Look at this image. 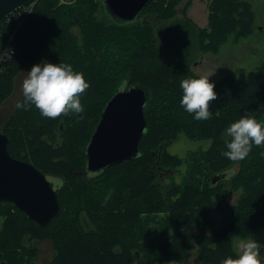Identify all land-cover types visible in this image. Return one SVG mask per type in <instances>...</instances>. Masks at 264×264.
<instances>
[{
  "label": "trees",
  "instance_id": "obj_1",
  "mask_svg": "<svg viewBox=\"0 0 264 264\" xmlns=\"http://www.w3.org/2000/svg\"><path fill=\"white\" fill-rule=\"evenodd\" d=\"M67 1L38 0L28 15L13 13L0 22V53L12 51V59L0 56V100L2 88L9 95V81L36 60L71 63L89 82L81 94L82 113L46 117L33 105L15 109L0 128L13 158L63 185L60 213L43 228L10 203H0V264H34L37 249L25 248V237L50 240L54 256L42 264H183L192 249V264H222L235 257V238L264 229V144H253L243 159H230L223 155L224 130L249 111L264 119V60L250 79L223 76L210 102L213 115L197 120L180 104V82L195 77L182 62L187 29L176 34L181 24L165 27L157 48L148 26L99 21L95 14L102 0ZM176 3L152 0L142 14L168 19ZM208 9L207 26L192 27L206 52L217 53L229 39L238 42L255 29V13L246 0H210ZM72 27H78L79 36ZM131 85L143 88L147 98L140 154L86 175L85 147L102 110L116 91ZM57 132L65 138L52 147ZM180 135L210 144L183 157L165 152ZM178 170L181 178L175 181L170 173ZM236 191L240 194L231 204L228 195Z\"/></svg>",
  "mask_w": 264,
  "mask_h": 264
},
{
  "label": "water",
  "instance_id": "obj_2",
  "mask_svg": "<svg viewBox=\"0 0 264 264\" xmlns=\"http://www.w3.org/2000/svg\"><path fill=\"white\" fill-rule=\"evenodd\" d=\"M151 1L106 0V5L114 22L126 24L136 22ZM37 2L0 0V22L22 7ZM106 5L102 0V6ZM146 101L144 90L137 85L114 93L85 147L86 175L99 174L109 166L139 156V142L147 127L144 118ZM8 145L7 135L0 132V203H10L39 227H46L61 210L58 202V193L63 186L61 180L42 173L27 161L13 158Z\"/></svg>",
  "mask_w": 264,
  "mask_h": 264
},
{
  "label": "rangeland",
  "instance_id": "obj_3",
  "mask_svg": "<svg viewBox=\"0 0 264 264\" xmlns=\"http://www.w3.org/2000/svg\"><path fill=\"white\" fill-rule=\"evenodd\" d=\"M162 1V0H161ZM252 5L253 12L255 13V29L251 35L246 38L235 42L229 39L225 44L221 45L217 53L206 52L201 49L200 44H198L197 38L195 37L196 32L192 30V27H206L208 24V5L210 0H177L174 7L175 14L164 20H159L154 13L145 12L141 15L136 22L141 26H148L152 30V36L155 40V44L160 47L161 43V32L165 27L176 26L181 24V29L174 31L179 34L182 29H187L189 31L187 41L188 52L187 56L182 60V62L188 67L191 74L195 77H199L202 74L205 76H210V80L214 81L215 84L225 75H232L236 79H250L256 71V68L264 60V0H246ZM59 3H71L67 0H59ZM190 4L186 7V4ZM99 21H113L110 15L105 11V7L101 6L95 14ZM199 27V28H200ZM175 30V29H173ZM71 31L73 34L79 36L78 27H72ZM165 31V30H164ZM163 31V32H164ZM168 32L167 34H169ZM42 60L34 61L26 65L12 80L8 83V93H4L2 88V100H0V128L2 127L5 120L10 114L17 109V102L22 100V81L26 76V72L31 69L34 64L40 63ZM32 65V66H31ZM143 89V88H142ZM144 90V89H143ZM145 92V90H144ZM7 95V96H6ZM16 111V110H15ZM15 113V112H14ZM70 117L68 113L67 118ZM64 117H62L63 119ZM145 118V117H144ZM98 123V122H97ZM97 125V124H96ZM66 132V131H63ZM67 133V132H66ZM71 137L70 133H67ZM92 135V134H91ZM65 135L61 132H57L54 136V141H52V147H59L64 141ZM210 144L208 139L201 140H191L185 137V135H180L175 141L167 144L165 146V152L169 154H175L178 157H183L190 151L206 149ZM184 166H182V172H184ZM234 170L238 169V162L234 163L232 166ZM178 173H170L171 177H175V181H179L181 176V170ZM170 177V178H171ZM179 178V179H178ZM168 182V179H165ZM58 182V181H57ZM71 180L68 182V187L70 186ZM240 194V191L231 192L228 195L229 202L235 204L236 200ZM216 217L219 218L220 215L215 213ZM4 217L0 216V231L3 229ZM255 240L264 244V229L258 230L253 236ZM249 238V237H248ZM246 239V238H245ZM240 239L234 240V246L236 249V243ZM110 245V244H109ZM23 246L25 248L35 247L37 249V255L34 259V264H42L49 262L54 256V250L50 240H33L31 241L28 237L23 239ZM112 248L119 251L117 245H112ZM261 255L264 256V248H261ZM195 258V249L188 252L183 264L193 263Z\"/></svg>",
  "mask_w": 264,
  "mask_h": 264
},
{
  "label": "clouds",
  "instance_id": "obj_4",
  "mask_svg": "<svg viewBox=\"0 0 264 264\" xmlns=\"http://www.w3.org/2000/svg\"><path fill=\"white\" fill-rule=\"evenodd\" d=\"M105 11L112 15L107 5ZM0 56L12 59V51L3 50ZM21 87L23 99L17 102L18 108L28 110L35 105L43 116L56 117L70 111L77 114L84 111L81 94L89 82L71 63L42 60L26 72ZM180 87L183 89L180 104L186 112L194 114V119L207 120L213 115L210 102L217 98V92L210 76L183 79ZM224 143V156L233 160L245 158L253 144H264V119H258L250 111L242 114L224 130ZM261 248L264 244L252 237L240 239L236 243L237 255L227 256L222 264H264Z\"/></svg>",
  "mask_w": 264,
  "mask_h": 264
},
{
  "label": "built area",
  "instance_id": "obj_5",
  "mask_svg": "<svg viewBox=\"0 0 264 264\" xmlns=\"http://www.w3.org/2000/svg\"><path fill=\"white\" fill-rule=\"evenodd\" d=\"M34 4L30 3L24 7H22L21 9H19L18 11H16L15 13H18V15L20 16H26L30 13V11L32 10Z\"/></svg>",
  "mask_w": 264,
  "mask_h": 264
},
{
  "label": "crops",
  "instance_id": "obj_6",
  "mask_svg": "<svg viewBox=\"0 0 264 264\" xmlns=\"http://www.w3.org/2000/svg\"><path fill=\"white\" fill-rule=\"evenodd\" d=\"M203 26H204V25H203ZM203 26H202V27L199 26V27H200V28H204ZM202 75H203V74H202ZM185 155H186V154H185ZM185 155H183V156H185ZM251 236H253V235H251ZM251 236H249V237H251ZM247 238H248V237H247ZM238 239H241V238H238ZM242 239H245V238H242ZM261 253H262V250H261ZM262 256H263V255H262Z\"/></svg>",
  "mask_w": 264,
  "mask_h": 264
}]
</instances>
